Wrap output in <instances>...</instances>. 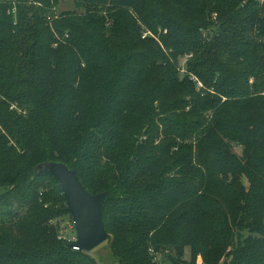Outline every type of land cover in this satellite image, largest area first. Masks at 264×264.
<instances>
[{
    "label": "trees",
    "instance_id": "obj_1",
    "mask_svg": "<svg viewBox=\"0 0 264 264\" xmlns=\"http://www.w3.org/2000/svg\"><path fill=\"white\" fill-rule=\"evenodd\" d=\"M61 1L0 0V27L21 33L17 41L0 38V48L9 43L0 53V127L10 136L0 131V225L21 237H0V264H100L59 238L54 220L69 214L59 182L34 173L47 161L74 168L91 193L107 192L102 218L117 264H158L159 252L173 264H264V215L257 218L264 214V115L249 134L238 127L248 121L249 101L264 99V0H73L86 12L53 23L60 35L71 32L64 60L49 46V29L27 19L54 16ZM115 8L136 10L147 30L166 29L160 39L167 51L150 37L143 44L135 23ZM106 15L115 36L100 32ZM13 50L31 66H16ZM187 53L189 72L213 95L181 78L175 62ZM39 59L72 74L60 81L66 94L54 105L44 77L32 71ZM73 76L99 86L84 95ZM7 101L27 110L9 111ZM59 104L60 124L70 121L61 130L53 122ZM137 129L147 134L143 142L133 137ZM221 135L244 145L240 160ZM177 139L190 143L175 152ZM255 158L262 184L247 190L237 171L252 181Z\"/></svg>",
    "mask_w": 264,
    "mask_h": 264
},
{
    "label": "rangeland",
    "instance_id": "obj_2",
    "mask_svg": "<svg viewBox=\"0 0 264 264\" xmlns=\"http://www.w3.org/2000/svg\"><path fill=\"white\" fill-rule=\"evenodd\" d=\"M260 1H262V0H260ZM109 6H111L110 3H109ZM75 10L79 14L80 13L83 14L84 12H86L85 7H80V8L76 7V3H74L73 0H63L58 5L52 7V9L50 10L49 14H53L54 16H51V15L47 16L44 21H42V20L40 21V19L34 18L32 16L27 17V19L31 23H33L32 25H34L35 28H48L49 29L50 33H47L50 36V40H51V43L49 46L53 52H55L57 55L58 54L61 55L62 60H64V52L66 51L63 48V46H66L65 40L68 37V35H71V32L69 31V29H64L63 35H60L55 30L53 23L75 19L71 14V13L76 12ZM114 11H116V12L119 11L120 13H123L125 19H127V22L131 21V23L132 22L135 23V25L133 27H135V30L139 34H141V36H140L141 40L145 37H150L148 39L149 42L154 41L156 43L155 44L153 42L155 45H159V46H161L160 47L161 49H163L165 52L167 51L166 49L163 48L162 41L160 39L161 34L164 35L167 33L166 29L162 28L159 25L156 28L157 33H155L154 31H150V30L145 29V27L139 21V17L136 13V10H131V9L124 10V9L115 8L113 10V12ZM103 13L107 14V11H103ZM213 15L215 16V13ZM104 26H105V29L104 28L100 29L101 34L103 33L104 36L105 35L111 36L113 33L110 29L113 26V20L108 15H106V17H105ZM130 33H133V31H131ZM4 36L5 37L11 36V37H13L12 41H17V38H19L21 36V33L19 32V27L1 26L0 27V38H2ZM113 36H115V33L113 34ZM150 39H152L153 41ZM143 41L144 40H142L143 44H145V42H148V41H145V42H143ZM111 42H113V41H111ZM109 43H110V41H109ZM8 44H5V46H2L0 48V53H2V54L5 53V51L8 49V47H7ZM115 49L118 51V53L123 52L125 50L122 42H116ZM127 50H129V49L127 48ZM132 52H133V50H132ZM224 56L225 55H223V58H224ZM168 57L170 58L169 55H168ZM191 57H192V53H187L183 56H177L175 63L177 64V68H178L179 73L182 75L181 78L184 79V75L187 74L188 78H186V80H188V82L190 81L191 84L192 83L194 84V86H193V84L192 85L190 84V85L193 86L195 92H198L201 95H203L205 93H209V94L213 95V93H215V92H214L212 87L206 88L204 86V84L195 75H193L191 72H189L188 60ZM10 58H12L13 62H16V66L23 65V63L28 64V67L31 66L30 63L25 58L22 57L21 51L13 50L12 56ZM6 59H8V58H6ZM32 71L35 73H40L44 77L43 83L45 84V92L48 94L47 96L51 99L52 105L57 103L55 100V98L57 96L59 97L60 95L66 94V91L62 87V84H60V81L63 79L67 80V78H72L69 76L72 74L66 73L63 66H55L53 68V67L49 66L46 61H43L41 63V60L39 59L34 64V68L32 69ZM29 73H31V71ZM29 78L30 77H27L26 79L28 80ZM73 78L77 81L76 82L77 84L73 88L75 89V91L77 89H80L81 93L84 95L93 93L96 90V86H99V85H97L98 83L94 84V82L90 81L89 76L84 77L82 79L79 77L75 78L74 76H73ZM253 82H254V78L250 77L249 83L251 84ZM44 84H42L43 88H44ZM184 84L188 85L189 83L185 82ZM70 93L72 95H74V91H70ZM260 94H262L264 96V91L261 92ZM0 99H3V97H0ZM223 100H224V98H223ZM249 102L251 104H254V105L251 109H249L247 111L248 113L251 112L247 117L248 121L245 123H240L238 125V127L241 129V131L246 132L248 134H249L248 130H252V131L254 130V122H256V124H260L261 123L260 121L263 119L262 116L264 115V99L263 98L257 97L256 100L251 99ZM7 103H8L7 110H9V111H15L17 113L23 114V113H25V110H27L25 104L20 106L16 102H13V101H7ZM61 104L55 106V109L53 107V111H54L53 118H56V120L53 122L57 123L60 130H61V125H66V127H68L69 123H70V121H66V122L60 124V113H58V112H60ZM154 106L155 107L158 106L157 101H155ZM248 106H251V105H246V107H248ZM56 108L59 109V111H57ZM245 115H247V114H245ZM8 126L10 127V126H12V124L8 123ZM239 128H238V130H239ZM261 129L263 130V128H261ZM0 131L3 133V135L6 139H8L10 137V136H7V134L3 130H1V127H0ZM132 131H134V128L132 129ZM141 131H142V129L140 130V132H139V129H137L133 135L134 139L138 142H143L144 140L147 139V134L144 133V130L142 132ZM260 133H262L261 139H263V141H264V133L263 132H260ZM221 138H222L223 142H225L226 144H229L228 147L230 148V153L234 154L236 156V158H238L240 160V158H242V156L244 155V153H243L244 145H242L239 142H231L228 140L227 137H223L222 135H221ZM176 142H177V144L172 147V150L175 152L181 151L179 148V143H190V141H184V140H179V139H177ZM214 146H216V145H212L211 149L208 151L209 154H212V152H213L212 148ZM261 152H264V150H261ZM249 153H250V151H249ZM249 153H247V154H249ZM257 154H260V153L258 152ZM253 158L254 157H252L251 163L253 162ZM258 160H259V158H255V165H254L255 167L253 168L254 171L251 173L252 181L250 179V176L244 174L245 172L242 171V169L237 171V173H238L237 177L239 179V183L247 190L249 189L250 184L252 182L257 183V184L258 183L262 184L261 179H260L261 166L262 165L259 162L257 163ZM241 162L244 163L243 161H241ZM243 166L245 167V165H243ZM220 177L222 179V176H220ZM227 177H229L231 179V178H233V174L228 173ZM47 188H48V190L56 189V186L54 185V183L49 182ZM1 212H2V210L0 209V218H2ZM263 215L264 214H261L257 218H261ZM54 221L58 223V226H59L58 233H60L61 228L66 229L68 233H70L72 231V227L74 230V226H73V223H72V220H71V217L69 214L64 215V216L60 217V219H57ZM5 226L8 227V225H0V237H1V239L7 238V239H11V240L14 239L15 240V237H17V239L21 240L20 236L15 234V232L13 230H7L5 228ZM1 227L5 228V229H1ZM243 233L245 236L257 235V234L249 233L248 231H245ZM110 238H111V235H109V238L106 241H104L103 243H101L100 245H98L97 247H95L94 249L89 251L90 255L92 257H94L100 264H117L116 259H114L113 254H112L111 249H110V246H109L110 245L109 244ZM11 245H14V244H11ZM164 254L165 253H161V252L156 253L157 263L158 264H173L168 259L167 255H164ZM185 260L189 261V256L187 253L185 255ZM200 260H201V258L198 257L197 262L200 263ZM180 264H183V263L180 262Z\"/></svg>",
    "mask_w": 264,
    "mask_h": 264
},
{
    "label": "water",
    "instance_id": "obj_3",
    "mask_svg": "<svg viewBox=\"0 0 264 264\" xmlns=\"http://www.w3.org/2000/svg\"><path fill=\"white\" fill-rule=\"evenodd\" d=\"M34 173L51 175L59 182L76 233V240L67 245L69 248L76 246L89 252L109 238L102 218L106 191L95 194L88 191L77 171L62 161L40 163L34 167Z\"/></svg>",
    "mask_w": 264,
    "mask_h": 264
},
{
    "label": "built area",
    "instance_id": "obj_4",
    "mask_svg": "<svg viewBox=\"0 0 264 264\" xmlns=\"http://www.w3.org/2000/svg\"><path fill=\"white\" fill-rule=\"evenodd\" d=\"M59 234H60L59 237L64 239L67 243H71V242L76 240V233H75V230H73V227H72V231L70 233H68L66 229L61 228ZM72 249L79 250L78 247H76V246H74Z\"/></svg>",
    "mask_w": 264,
    "mask_h": 264
}]
</instances>
